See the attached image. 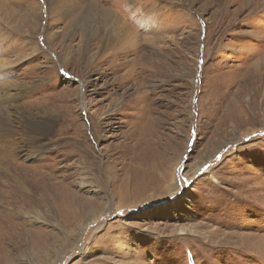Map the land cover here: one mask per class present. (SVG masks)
Listing matches in <instances>:
<instances>
[{
  "label": "rangeland",
  "instance_id": "374dc122",
  "mask_svg": "<svg viewBox=\"0 0 264 264\" xmlns=\"http://www.w3.org/2000/svg\"><path fill=\"white\" fill-rule=\"evenodd\" d=\"M124 3L0 0V264H264V0Z\"/></svg>",
  "mask_w": 264,
  "mask_h": 264
},
{
  "label": "bare ground",
  "instance_id": "6f19581e",
  "mask_svg": "<svg viewBox=\"0 0 264 264\" xmlns=\"http://www.w3.org/2000/svg\"><path fill=\"white\" fill-rule=\"evenodd\" d=\"M95 1V0H94ZM251 1H256V0H251ZM259 1V0H258ZM93 2V1H92ZM107 2V1H106ZM115 2L116 3H119L118 5L120 6H122V4L124 3V0H115ZM94 3V2H93ZM125 4V3H124ZM141 4V3H140ZM257 4V3H256ZM59 5V4H58ZM57 5V6H58ZM117 5V6H118ZM125 6V5H124ZM119 8V7H118ZM121 8H123V7H121ZM115 9H116V7H115ZM125 10H127V7L125 6ZM127 12H128V10H127ZM116 13H117V11H116ZM114 14V13H113ZM113 14H112V18L111 19H109L110 20V23H111V25L109 26L110 27V33L111 34H114L115 35V33H117V29H118V31H119V27H118V20H119V15L117 16V15H114L113 16ZM126 14V13H125ZM118 17V18H117ZM129 23V22H128ZM131 30V29H130ZM129 35V34H128ZM1 110V109H0ZM2 120V119H1ZM0 120V121H1ZM7 120V119H6ZM1 123V122H0ZM44 124V123H43ZM34 126V124L33 125H28L27 124V127L28 128H30V127H32L31 128V133H34V136H31V137H28V138H26V140L29 142V144L31 145V146H33L34 148H35V150H41V148H42V145H41V142H39V139L40 138H42L41 136H43V133H41V129H43V128H45V127H36L37 128V130H36V128L35 127H33ZM45 126V125H44ZM0 128H3V126H0ZM0 131H1V129H0ZM38 131V132H37ZM4 133V132H3ZM154 133V132H153ZM8 135L5 133V134H3L2 135V132L0 133V142H4V140L6 139L7 140V137ZM20 139V138H19ZM5 140V141H6ZM25 140V139H24ZM8 144V143H7ZM93 144V143H92ZM88 149V148H87ZM94 149V148H93ZM86 150V149H85ZM34 170V169H33ZM36 170V169H35ZM20 172V171H19ZM16 173V172H15ZM39 173H40V171H39ZM17 174V173H16ZM32 175H33V173H32ZM11 176V175H10ZM15 176V175H14ZM15 177H17V176H15ZM33 179V178H32ZM45 181V180H44ZM16 183H17V180L15 181ZM42 186H44V185H42ZM41 186V187H42ZM6 188V187H5ZM91 189H90V191H99V189H97V188H95V187H93V186H91L90 187ZM3 192H5L6 194H4V198L5 199H7V200H9L10 201V205H15V203H14V199H13V197H14V195L16 194V189H14V188H12V187H10V191H9V189L7 190V189H5V190H3ZM43 194V193H42ZM40 197V196H39ZM41 198V197H40ZM13 199V200H12ZM8 201V202H9ZM21 201H23L22 202V204H27V203H33V200L30 198V197H25L24 195H22L21 196ZM6 204V203H5ZM29 205V204H28ZM84 205V204H83ZM8 206V205H7ZM16 206V205H15ZM64 221L65 222H69V220H70V216H72L73 214H72V212H65L64 214ZM3 218V217H2ZM13 218H16L15 216H13V215H9L8 216V218H5L4 219V225H2L1 224V227H7V228H9L11 231L14 229V230H16L15 231V233L14 234H16V236H17V238H18V236H19V233H20V231L21 230H23V227H22V225L21 226H17V224L15 223H13L12 224V220H10V219H13ZM2 221V220H1ZM18 229V230H17ZM21 229V230H20ZM24 231V230H23ZM21 234V233H20ZM41 234V233H40ZM40 234H38V235H40ZM13 235V234H12ZM36 236V239H33L34 238V235L33 234H31V236H32V239H33V242L37 245L38 244V242H39V238H37V237H39V236ZM6 237V236H5ZM37 241V242H36ZM1 247V246H0Z\"/></svg>",
  "mask_w": 264,
  "mask_h": 264
}]
</instances>
